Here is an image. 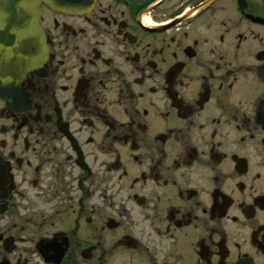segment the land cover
Instances as JSON below:
<instances>
[{
    "label": "flooded vegetation",
    "instance_id": "1",
    "mask_svg": "<svg viewBox=\"0 0 264 264\" xmlns=\"http://www.w3.org/2000/svg\"><path fill=\"white\" fill-rule=\"evenodd\" d=\"M59 2L0 79V264H264V0Z\"/></svg>",
    "mask_w": 264,
    "mask_h": 264
},
{
    "label": "water",
    "instance_id": "2",
    "mask_svg": "<svg viewBox=\"0 0 264 264\" xmlns=\"http://www.w3.org/2000/svg\"><path fill=\"white\" fill-rule=\"evenodd\" d=\"M54 8L59 0H0V79L16 82L32 70L42 71L48 46L39 25L40 4Z\"/></svg>",
    "mask_w": 264,
    "mask_h": 264
}]
</instances>
